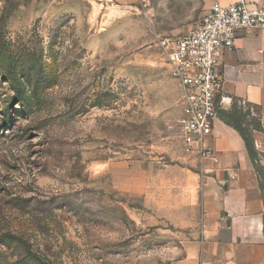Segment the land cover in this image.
Wrapping results in <instances>:
<instances>
[{
  "label": "rangeland",
  "instance_id": "rangeland-1",
  "mask_svg": "<svg viewBox=\"0 0 264 264\" xmlns=\"http://www.w3.org/2000/svg\"><path fill=\"white\" fill-rule=\"evenodd\" d=\"M204 12L202 0H0V264L180 256L182 235L140 202L142 174L108 165L178 143L181 100L160 43Z\"/></svg>",
  "mask_w": 264,
  "mask_h": 264
},
{
  "label": "crops",
  "instance_id": "crops-1",
  "mask_svg": "<svg viewBox=\"0 0 264 264\" xmlns=\"http://www.w3.org/2000/svg\"><path fill=\"white\" fill-rule=\"evenodd\" d=\"M72 1L93 9H120L145 0ZM240 1L252 5L260 0H202L203 17L213 2L228 6ZM220 73L217 96L229 99L222 110H229L237 98L253 106L260 120L253 141L264 169V32L239 33L223 56ZM209 144L216 163L185 154L178 135L177 144L156 147L158 155L148 161L108 168L142 174V206L182 235L181 254L173 264H264V199L244 142L216 116Z\"/></svg>",
  "mask_w": 264,
  "mask_h": 264
},
{
  "label": "built area",
  "instance_id": "built-area-1",
  "mask_svg": "<svg viewBox=\"0 0 264 264\" xmlns=\"http://www.w3.org/2000/svg\"><path fill=\"white\" fill-rule=\"evenodd\" d=\"M264 32V0L222 6L213 2L206 15L188 31L160 46L181 100L178 135L185 154L217 162L209 144L218 109L228 104L218 98L220 67L239 33Z\"/></svg>",
  "mask_w": 264,
  "mask_h": 264
},
{
  "label": "trees",
  "instance_id": "trees-1",
  "mask_svg": "<svg viewBox=\"0 0 264 264\" xmlns=\"http://www.w3.org/2000/svg\"><path fill=\"white\" fill-rule=\"evenodd\" d=\"M252 110L253 106L250 104L243 103L240 99L233 98L230 109H218L217 116L223 123L233 128L241 136L248 157L257 173L259 188L264 199V169L260 164V154L255 149L253 141V132L261 130V123L256 113H252Z\"/></svg>",
  "mask_w": 264,
  "mask_h": 264
}]
</instances>
